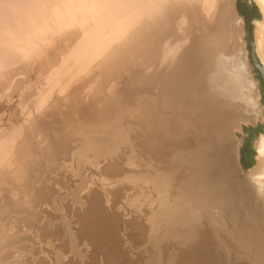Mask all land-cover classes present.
<instances>
[{"label":"bare ground","instance_id":"bare-ground-1","mask_svg":"<svg viewBox=\"0 0 264 264\" xmlns=\"http://www.w3.org/2000/svg\"><path fill=\"white\" fill-rule=\"evenodd\" d=\"M52 1L53 0H0V89L4 90V88H6V85L8 83H10L9 80H11L16 73H19L21 71V73L24 74L26 72L25 68H24V66H26V65H24V60L22 62L20 60L21 56L22 57L26 56V58L29 56V58L32 60L33 56L36 57L41 52V50L42 51L44 50L40 44L39 45L41 47L38 46L39 48H35V47H34L35 49L32 48L31 45L35 42V40H34L35 39L34 36L36 35L35 32L38 31V29L36 28V30L35 29H32V30L27 29L26 30L25 29L26 26L30 25L31 23L36 22L38 19H41V20L45 21L42 23L44 25L43 29H44V27L48 26L47 28L50 29V31H52L54 33V31L57 32L56 26L58 27V23L55 26H52V25L50 26L49 23H51L52 18L55 21V19L57 17H58L57 19H59V17L60 18L62 17V20L63 19L64 20H63V23H61V22L60 23L64 26V24L65 23L67 24V22H68V25H69V23L71 24L72 20L73 21L75 20L74 18H76L78 15H80L81 11L87 10L90 7H91L90 9H92L94 6L96 7V9L94 7L95 11L97 9L99 10V11L97 10L98 12H96V14H98V13H100V14H99V16L98 15L94 16L95 13L92 14L93 17L91 19L94 21V23L92 22L91 24H94V26L90 25V28L88 29V38L89 39L87 40V42L88 41L89 42L84 43V45L86 44L85 46H87V48H86V50H85V48H83L84 51L82 49L78 50V52H81V51H83V52L81 53V56H77V57L81 58L79 60L83 66L85 64H87V63H85V61L87 59L91 58L93 60V57L94 58L97 57L95 59V60H97L95 63V66L98 68V70L95 72H93V70H92L91 72H93V75H92V73H90V76L86 77V79H85V83L88 84V82H89V85H90L91 83L94 82L93 81L90 83L91 79H95L97 77L99 78L98 83L96 85L94 83L95 86L93 85L94 90L91 89L93 92V94L92 93L91 94L93 95V98L95 100L99 97L98 95L101 96V92L104 91L103 89H107L106 87H109L110 85H111L110 87H112V85H114L112 83H115V81H114L115 79H117L116 82H118L119 81L118 79L121 80L120 76L123 75L124 73H128L129 71H131L130 73H132V71L136 69L135 66L140 65L144 69L147 68V66L149 67V65H150L149 62L151 61V58H153L154 52L156 53L157 50H160L162 48H164V50H161V51L167 50L166 51L167 54H165L164 57H161L162 59H161V62H159V63L166 62L165 65H168V67L170 65V67L168 70L166 69L167 70L166 72H164L162 70L160 75L158 74L159 72L157 73L160 76V78H159L160 88L158 87L159 90H158V92L156 91L157 93L152 94L151 92H148L151 89L150 88V89H148V91L143 93V95H145V96H143L144 98L142 96L138 97L136 95H132L130 97L129 101H124V98L128 94V93L126 95L124 94L125 93V92H123L124 89H126V91H130L132 89L127 90V87H126L127 85H125V83H123L121 81L122 85H118V87L116 85H115L116 87L113 86V89L111 90L112 93L109 94L110 96L107 95L108 98L106 97L107 100L105 98L104 102H102L101 101L102 98H100L101 102L100 101H98V102L95 101L96 103L94 102L96 104V106H97V104L100 103L99 105H101V106L100 107L97 106L98 108L92 102L94 100H92L90 98L88 100H92V101H90L89 104H84V103L82 104L80 101H78V95H79L78 93H79V91H82L79 89H80V87L82 89V86L84 84V82L82 80H80V82L78 81L79 82L78 84L74 83L75 85H69V86L66 82L63 81L64 82L63 83L61 81L63 83V85L65 86V87L59 86L61 93H62L63 88L68 87L67 90L63 91V94H62L63 97L60 98V97L55 96L56 102L54 105H52L50 103L52 106L51 109H50V107L48 109H45L42 107V109H44V110L43 111L41 110V112H38L37 115L34 114V116L35 115L36 116L33 117L31 121L29 120L30 123L28 124L27 127L23 125L24 129L27 128V131H29L28 129H31L33 131V133L39 132V134H41V135L37 134V136L36 135L35 136L36 137H38V135L41 136L42 137L41 141L42 140L44 141V143H43L44 146L43 147L40 146L41 149L42 148L44 149V150H42L43 154H45L44 152H47L48 153L47 158H50V159H53L54 158L53 156H57V157L63 156V155L65 156L64 153H67L66 152L67 150L69 151L68 148L72 147L70 142L73 141V145H75V147H76L75 152H78V157L83 156V159H84V157H87V155L84 156L82 154H85L86 152H90V151H88V149H91V151L96 150V152H97V154H94L95 158H97V157L99 158V155L100 156L103 155V159H106L109 157L113 158V156H115V155H113V153H114L113 149L120 148V147H116V146L124 145V143L128 139H130L129 136L131 134V131L134 130V129L131 130V128H132L131 126H134L132 124H131V126L126 125L129 127H125V125L123 126L124 119H128V122H131L130 119H132V118H126V117H128L129 115L132 114L134 116V118L136 119V123H137V121H138V123H140L139 120L141 121L143 133L138 132L140 129L138 131L135 130V132H138L140 134V137L142 136L141 134H143V137L141 139L139 138V140H137L136 138L138 136L137 137L134 136L133 140H137L138 142L137 143L132 142V141L131 142H132V144H134V143L138 144L140 141V144L142 145V147L145 151L143 153H145L146 157L148 156L147 157L148 161L147 160L144 161V159H145V158L143 159L144 156L142 157V159H143L142 161L136 159L137 155L135 154V152H136V150H138L137 149L138 147H136L135 152L131 150L132 152L126 153V154H130V153L134 152V154L136 155V156L134 155L135 158H131V156H129V158H127V159L128 160H131V159L135 160L136 159V161L138 162L137 164H139V167H141V166L144 167V169L141 170V168H140V170H139L140 171L139 175L141 174V177H142L141 179L143 180L142 183H144L146 186H148V184H150L151 182L154 183L156 181L155 182L156 185L159 184L158 187L160 186L159 188H161V189L163 188V190H162L163 192H162L160 189H158L157 186L154 185L155 186L154 194H155V191L157 192V194H158V192L160 193L159 194L160 195V201L158 199V201H159L158 209L154 208L156 210L152 211L151 214L147 213V215H149V216L146 215L144 217L147 219L146 221L150 222L149 226L147 225L148 223L144 224L143 222H139V221L137 223V221L134 220V221H136L137 228H138V229H136V232H137V234H138V232L140 233L139 235H141V237H142L141 241H143V246H144V242H147V243L150 242V245H151L150 248H152L154 250L153 255L154 254L155 255L148 260L149 262L147 264H160V262L163 263L162 260H164V264H166V263L167 264H264V135H260L259 138L257 137L256 140L254 141V148L256 151L254 164L250 168H248L247 170H242L239 166V163H238V145L240 142L236 137V132L239 131L242 123H247V122H253L254 123L257 119H260L261 116H260V107H259V104L257 102L258 87L256 85V81L253 78V75L251 72V67L246 61V47H244V41H243V36H242V34H243L242 29H244V28L242 27V23H241L238 15L236 14V10L234 8L235 0H59V3L54 2V4L52 3ZM254 2L258 5V7L260 9V12L262 14V19L260 21H254L255 27H254V31H253V44H254L255 55L259 59L260 65H261L263 72H264V0H254ZM61 7H62V11H60L61 9L57 10V8H61ZM47 8H49L48 10H50L49 13L51 12L50 14L48 13L49 15L47 14V12H48ZM81 8H84V9L82 10ZM116 9H120L121 12H123V10L128 11V13H126L128 16L127 22L126 23L123 22V19L126 18L123 16L122 17L123 19L122 20L120 19L122 21V24L119 23L120 20L118 21V23L120 24L119 26L117 25L118 23H116V21H115L117 18H114V17H117V16H114V12L116 11ZM117 12H115L116 15H117ZM85 13H83V15ZM91 13H92V11H91ZM87 15L89 16V14H87ZM46 17L48 19H45ZM63 17H65V18H63ZM114 23H116L115 24L116 26L114 25ZM45 24H47V25H45ZM61 24H59V25H61ZM66 24H65V26H66ZM105 24H108L109 27H106L107 25H105ZM62 25H61V29L63 27ZM105 27L109 28V29L105 30L106 29ZM47 28H45L44 30L47 31ZM43 29H41L40 31L43 34L44 33L46 34V32H44ZM170 31H172V32L170 34H168ZM173 31H174V34H173ZM48 33H50V32L48 31ZM59 34L61 36V32H59ZM167 34H168V36L170 35L169 39H171V40H172V34L174 35L173 44H171L169 46H167L168 43L166 40H165L166 42L164 41L165 43L162 41L163 39L168 37ZM68 35H69V32H68ZM50 38H52V37H50ZM85 38H87V36ZM169 39L167 38V40H169ZM7 40H11V41L6 42ZM42 40L44 41V39H42ZM159 40H161L162 43L167 44V45H165L164 47H163V45H161L162 48L160 47V49L158 48L156 50V48L158 46H160ZM171 40H170V42H171ZM22 41H24V42H22ZM19 42L21 45L17 44ZM36 42H35V45H36ZM22 43L24 44V46ZM35 45H33V46H35ZM46 45H47V43H46ZM84 45H83V47H85ZM18 50L22 51V53H21L22 55H20V53H19L20 51H18ZM74 53H76V52L74 51ZM78 54H80V53H78ZM168 54H169V57L167 56ZM159 55H161V54H159ZM74 56H75V58H74L75 60L78 59V58H76V55H74ZM157 57H158V55H157ZM46 59H48V57H46L45 60ZM138 59L140 61L138 63H136L138 61ZM159 60H160V58H159ZM26 61H28V60H26ZM19 62L21 63L22 66H18ZM76 62H77V60H76ZM88 62H90V60ZM16 64H18L17 65L18 67H14V65H16ZM92 65H94L93 62L90 64V66L93 67ZM158 65H160V64H158ZM165 65H163V66H165ZM9 66H10V68L12 66L14 68L13 67L11 69L7 68ZM133 66H134V69H132ZM161 66H162V64H161ZM5 68H7V69H5ZM160 68H162V67H160ZM165 68H166V66H165ZM165 68H163V69H165ZM158 71H161V70H158ZM136 73L138 74L137 71L135 72V74ZM26 75L27 74H25V76ZM29 75H30V73H29ZM133 77H135V76H133ZM26 78H25V80H26ZM140 78H142L144 80L143 77L140 76ZM150 78H154V76H152ZM129 79H127V80H129ZM95 80H97V79H95ZM157 80H158V78H157ZM21 81H17V84L20 83ZM111 81H114V82L111 83ZM139 82H141V81H139ZM130 83H131V81H130ZM133 83L134 82H132V84ZM153 83H155V82H153ZM117 84H119V83H117ZM159 84H158V86H159ZM12 85H14V83ZM146 85H148V83ZM122 86H123V88H122ZM134 86H136V85H134ZM149 87H151V85ZM86 88H88V85ZM90 88H91V86H90ZM118 88H120L121 90L123 89L122 90L123 98L118 97L119 96L118 92L120 90ZM145 88L147 90V87H145ZM110 89L111 88H109V90ZM114 89H116V90L113 91ZM133 89H135V88H133ZM139 90H140V92H142L141 91L142 89H139ZM87 91L88 90L86 89L85 92H87ZM135 91H138V90L136 89ZM89 92H91V91L89 90ZM4 93H6V92H4ZM13 93L14 92H12V94ZM108 93H109V91H108ZM129 93L130 94H128V95H131V93L133 94L132 91ZM149 93H151V94H149ZM136 94H137V92H136ZM86 95L89 97V94H86ZM103 95L104 94H102L101 97H103ZM120 95H121V93H120ZM84 97H85V95H84ZM84 97H82V98H84ZM120 97H122V96H120ZM53 98H52V101L54 100ZM60 101H64L65 104H63V102H60ZM142 102H144V103L142 104ZM60 103H61V105H60ZM59 105L60 106L66 105V106H64V107H66V110L64 111L63 114L61 113L63 115V117H62V120L59 119L60 121H58L59 122L58 123V122H56L57 116L55 115V113L57 114ZM155 105L158 107L157 109L154 107ZM47 106H49V105L47 104ZM64 107H63V110L65 109ZM26 109H24V110H26ZM11 110L14 111V109H11ZM61 111H62V107H61ZM136 111H137V113H136ZM23 112L25 113V115L31 114V110L29 108L26 111L27 113L25 111H23ZM15 113H17V112H15ZM75 113L76 114L78 113L77 117H75ZM18 114H20V113H17V115ZM17 115H15V116H17ZM18 116L20 117L21 115H18ZM48 116H49V118L51 117L50 121H48V119H47ZM26 117L28 118V116H26ZM59 118H61V117L59 116ZM13 119H14V117H13ZM125 121H127V120H125ZM133 121L135 123V120H133ZM44 124H46V125H44ZM125 124H127V122H125ZM18 125H16V126H18ZM18 131H20V130H18ZM12 132H14V129L12 130ZM16 132H14L15 133L14 135H13V133H11V135H13V137L14 136L18 137L23 131L21 130L19 135H18V133L16 134ZM33 133H32V135H33ZM27 134L28 133H26V135L23 134L24 137L20 136V138L21 137L22 138L21 139L19 138L20 140L19 139L17 140V142H16L17 148L16 147L13 148L14 146L12 147L11 144L15 143L12 141H15L16 139L12 138V136H11V140L9 141L10 143H8L7 145H4L0 149V161L3 158H6V156H7L9 158L8 163L12 162V161L17 163V166H15L16 168H13L12 164H11V167L9 165L10 168L15 169V170L12 169L13 171L11 173L9 172V175H11L13 178H16V179H17V177H19L20 181H23L22 177H24L23 174H24V170L26 169V164H27V160H28L27 158L28 157L30 158V156H31L30 150H27L28 145H26L27 144V141H26L27 140ZM71 134L73 135V137L75 136V137H78L79 139H76L74 137V140H72L73 138L72 139L70 138ZM31 138H30V140H31ZM69 138L71 141L69 140ZM12 139H14V140H12ZM39 140H40V137H39ZM76 140L77 141L79 140V143H77ZM131 140H132V138H131ZM93 143L95 145L91 146ZM28 144H30V143H28ZM38 144H40V143H38ZM136 144H135V146H137ZM35 145H37V144H35ZM141 145L139 148H141ZM35 147L38 148V146H35ZM123 147L124 146H122L121 148L123 149ZM33 148H34V146H33ZM33 148H32V150L34 151L35 148L34 149ZM131 149L134 150L135 148H131ZM36 150H38V149H36ZM125 150H127V149H125ZM141 150L139 149V151H141ZM120 151H121V149L119 150V152ZM128 151H130V150L128 149ZM139 151H137V152H139ZM142 151H141V153H142ZM35 152L38 153L39 151H34V153ZM91 153H93V151ZM41 154H40V156H41ZM79 154L81 156H79ZM122 154H123V152H122ZM152 154L163 158V160H165L168 163L167 168L165 166H163V167H165L164 169H161L160 167H158V168H160V169H158L155 164H153L156 166L155 168H154V166L151 167L152 165H151L150 161L152 160L153 157L150 160L149 155H152ZM32 155H34V154H32ZM89 155H91V154L89 153L88 156ZM140 156H142V155H140ZM73 157H75V156H73ZM78 157L76 155L75 158L79 159V161L81 162L80 158H78ZM33 158H31V159L33 160ZM35 158H37V156ZM89 158H91V157L89 156L88 159ZM92 158H94V157H92ZM116 158H118V157H116ZM55 159H57V158L55 157ZM81 159H82V157H81ZM140 159H141V157H140ZM99 160H100V158H99ZM106 160H108V159H106ZM25 161H26V164H25ZM76 161H78V160H76ZM136 161H134V162H136ZM157 161H161V160H157ZM33 162H36V161H33ZM111 162H113V161H111ZM125 162H127V161H125ZM0 163H2V162H0ZM15 163H13V164H15ZM87 163H88V161H87ZM97 163H99V162L97 161ZM131 163H133V162H131ZM131 163L129 165H131ZM67 164H68V162H67ZM92 164H93V162H92ZM92 164H91V166H95ZM103 164L105 165V163H103ZM108 164H110V167L112 168V170H115L113 168H115L116 166L113 167L114 165L112 166L110 162ZM117 164L118 163H116V165ZM133 164H135L134 166H136V163H133ZM143 164H144V166H143ZM34 165H37V164H34ZM0 166H1V164H0ZM4 166H6V165H4ZM4 166L2 165L3 168H4ZM55 166H57V165H55ZM62 166L65 167L64 165H62ZM117 166H119V164ZM29 167H28V169L32 168V167H30V168ZM110 167H109V169H110ZM119 167L121 168V166H119ZM126 167L124 166V168H126ZM136 167H138V166H136ZM107 168L108 167H106V169ZM128 168H129V166H128ZM90 169H92V168L90 167ZM90 169H88V170H90ZM147 169H150V170H147ZM103 170H101V171H103ZM110 171H111V169H110ZM110 171L108 170L107 172H110ZM116 171H115V173H116ZM124 171L125 170H123V172ZM131 171H132V169H131ZM28 172L30 173L31 171H28ZM41 175H43V174H41ZM98 175H100V174H98ZM52 176H53V174H52ZM114 176L115 175H113V177ZM122 176H124V175H122ZM135 176H136V174H135ZM41 177H43V176H41ZM13 178H11V179H13ZM48 178H51V177H48ZM79 178H81V176ZM11 179H9V181H11ZM75 179H76V177H75ZM101 179H102V177H101ZM137 179H139V177ZM173 179H175V183H174ZM77 180L78 179H76V181ZM44 181L46 182V181H48V179L44 180ZM49 181H50V179H49ZM53 181H54V179H53ZM61 182H58V183H61ZM121 182H123V181H121ZM4 183H7V182H4ZM124 183H125V181H124ZM146 183H148V184H146ZM50 184H53V183H50ZM127 184H128V182H127ZM53 185L55 186V182ZM102 186H104V185H102ZM22 187H24V186H22ZM111 187H113V186H111ZM48 188H50V187H48ZM83 188H85V187H83ZM108 188L111 189L110 187H108ZM116 188H118V186ZM125 188H126L125 190L128 189L127 187H125ZM0 189H1V187H0ZM45 189H47V188H45ZM80 189H82V188H80ZM22 190H23V188H22ZM25 190H26V188H25ZM112 190H114V188ZM117 190H118L117 192L121 193V191H119V189H117ZM125 190L123 192H125ZM145 190H147V189H145ZM46 191H48V190L43 191L42 195L47 196L48 194H46L47 193ZM56 191H58V190L56 189ZM102 191L104 192L106 190L104 189ZM19 192H20V190H19ZM41 192H42V190H41ZM61 192H59V195H61ZM128 192H130V190ZM148 192H149V190H148ZM108 193H106L105 195H107ZM130 193H132V192H130ZM30 194L33 195L32 193H30ZM75 194H76V192H75ZM138 194L139 193H137V195ZM143 194H144V192H143ZM17 195H18V193H17ZM36 195H37V193H36ZM152 195L153 194H151V196ZM170 195H172V197H170ZM40 196H41V193H40ZM102 196H103V198L104 197L106 198V196H104V195H102ZM108 196H110V195H107V197ZM149 196L150 195L146 196V198L144 196H141V197L144 199H147V197L148 198L151 197V196L150 197ZM62 197H63V195H62ZM80 197L81 196L77 197V200ZM83 197H85V195ZM98 197H100V195ZM132 197H134V199H132L133 200L132 202H134V204H135V202L137 201L136 196L133 195ZM141 197H140V199H141ZM156 197L159 198L158 195ZM16 198H17V196H16ZM40 198H42V197H40ZM53 198H54V196H53ZM59 198H60V196H59ZM69 198L70 197L68 196V199ZM128 198H130V197H128ZM169 198H172V199H169ZM25 199H26V197H25ZM112 199H111V201H112ZM150 199H149V201H150ZM35 200H34V202H35ZM50 200H52V199L50 198ZM64 200H66V199H64ZM122 200H124V199H122ZM127 200L130 201V199H127ZM127 200H125V202ZM3 201H4V198H3ZM8 201H9V199H8ZM18 201H21V200H18ZM37 201H40V199ZM102 201H104V200H102ZM117 201H119V200H117ZM138 201H137V203H140L142 200L140 202H138ZM151 202H152V200H151ZM153 202H155V200ZM55 203L59 204V202H57V200ZM62 203H64V202H62ZM119 203L120 202H118L117 205L119 207H121V205ZM72 204H73V202H72ZM77 204L75 206H77ZM97 204H98V202H97ZM128 204L130 205L129 202H128ZM128 204H126L127 207H129ZM140 204L143 205L144 203H140ZM4 205H5V203H4ZM6 205L4 207H6ZM107 205H108V203H107ZM107 205H105V206H107ZM111 205H112V207L115 206L112 204V202H111ZM8 206H9V204H8ZM19 206L16 205L17 208ZM23 206H25V205H23ZM62 206H63V204H62ZM118 206H116V207L118 208ZM123 206L124 205H122L121 209L123 208ZM138 207H139V205L137 206V208ZM140 207H139V209H141ZM20 208H23V207H20ZM7 209H5V210H7ZM110 209H112V208H110ZM131 209H129V210H131ZM20 210H18V211H20ZM94 210H96V209H94ZM114 210H115V208H114ZM122 210L124 211V209H122ZM142 210H144V208ZM148 210H145V211H148ZM22 211H24V210H22ZM107 211H109V209H107ZM127 211H128V209H127ZM127 211H125V212H127ZM133 211L134 210H132L131 212H133ZM58 212H60V211H58ZM65 212H67V211H65ZM81 212H83V211H81ZM92 212H91V214H92ZM136 212H139L138 214H141L140 211H136ZM106 213H108V212H106ZM128 213H129V211H128ZM201 213H204V215H205V213L208 214L209 218L208 217L207 218H208V221H210L208 224L206 222L208 227L203 226L202 222H200V217L204 216V215L200 216ZM66 214H68V212ZM69 214H71V211ZM84 214H86V211ZM88 214H90V213L88 212ZM109 215L112 216L111 212ZM131 215H133V214H131ZM124 216H125V213H124ZM137 216L135 215V217H137ZM141 216H142V214H141ZM141 216H139V218L143 217V216L142 217ZM97 217H101V216L97 215ZM128 218H132V217H128ZM85 219H87V218H85ZM85 219H84V221H85ZM97 219H99V218H97ZM117 219H119V218H117ZM56 220H57V218H56ZM142 220H143V218H142ZM203 220H205V219H203ZM77 221H75V222H77ZM58 222H59V220H58ZM64 222H65V220H64ZM89 222L91 223V219ZM93 222H95V221H93ZM111 222L113 224V220ZM12 224H13V222H12ZM72 224H70V226ZM102 224H104V223H102ZM112 224H111V226H112ZM134 224L135 223H133V225ZM158 224L161 225L159 233L156 232V229H157L156 225H158ZM34 225H35V223L33 224V226ZM130 225H132V224L130 223ZM133 225L131 227H133ZM194 225H197V227H194ZM45 226H47V225H45ZM76 226H77V224H76ZM123 226H125V225H123ZM146 226H148V227H146ZM135 227L136 226H134V229H135ZM205 227H207V228H205ZM27 228H29V227H27ZM34 228L36 229V227H34ZM128 228H125L126 231H128ZM82 229H80V230H82ZM158 229H157V231H158ZM73 230H77V229H73ZM116 230H117V233H119L118 229H116ZM122 230H124V228ZM130 230L131 229H129V231ZM2 231H0L1 234L3 233ZM6 231H7V229H6ZM65 231H64V235H66ZM93 231H94V229H93ZM148 231L150 232L151 235L153 233L155 234V232L158 233L155 235L159 236L158 237L159 241H158L157 237H156L157 240L154 238L153 241L152 240L150 241V239H149V241H147L146 239H148V238L146 236L149 235ZM161 231H162V233H161ZM46 232H49V231H46ZM78 232H79V230H78ZM52 233H54L53 230H52ZM52 233L47 234V235L44 234L43 238L45 237V238H47V240H49L47 242L48 244L54 245L55 243H53V242L58 240L59 239L58 236H60V235H59V233H56V234H58V236L56 237ZM67 233L71 234L70 230H67ZM90 233L91 232H89L87 235L89 236ZM115 233H116V231H115ZM61 234H63V233H61ZM74 234H75V231H74ZM175 234H176V236H175ZM187 234L189 236H187ZM3 235L6 238V241L3 238L2 243L4 242V243L8 244V246L11 245V247L10 246L9 247L13 248V250L8 248V247L7 248L2 247V248H5L3 251L0 248V250H1L0 251V264H15L16 261H15V259H13V254L15 253L14 257L15 256L23 257V253L25 254L26 252L23 251V253L21 254L20 249L19 250L14 249V248H17L16 243L19 241V239L15 240L14 236H12L13 238H11V235H8L6 237L4 233H3ZM18 235H20V234H18ZM33 235H35V233ZM102 235H104V234H102ZM109 235H111V234H109ZM151 235H150V237L152 239L153 236H151ZM190 235L193 237L194 241L192 240L191 241L192 243L189 242L190 243L189 246L184 247L185 250L183 248L181 249L179 246L175 247V248H178L176 253L179 252L182 255L175 256L174 250H172L173 249V246H172L171 251L168 249V247H167V250H169V251L165 252L163 250L164 252H162V253L164 255L165 254H167V255L162 257V254H161L162 246H160V244L161 245H164V244H162L160 242H162L163 238L175 236V239H178L180 237L182 239L184 237L185 240L180 239V241L186 242V239L189 241L188 237L190 238L191 237ZM35 236H37V235H35ZM35 236L33 238H35ZM40 236H39V240H40ZM69 236H70L69 241H71V242L75 241L71 238L72 235H69ZM79 236H77V238H79ZM94 236H95V234H94ZM177 236H180V237L177 238ZM89 237H91V236H89ZM0 238H1V236H0ZM24 238L26 239V236ZM43 238H41V239H43ZM80 238H82V237H80ZM109 238H111V237H109ZM60 239H63V238H60ZM100 240H102V238H100ZM111 240H112V238H111ZM172 240H173V238L171 239V242H172ZM23 241H26V240H23ZM64 241H66V240H64ZM78 241H80V240H78ZM84 241H85V239H84ZM97 241H99V240H97ZM29 242H30V240H29ZM37 242L38 241H35V243H37ZM45 242H46V240H45ZM45 242H43V243H45ZM71 242H70V244H71ZM76 242H77V239H76ZM88 242H89V244H92V246L95 245V242L92 239H89ZM88 242L86 244H88ZM107 242H109V241H107ZM117 242H119V240ZM171 242H170V244H172ZM25 243L20 244V246H18V247H21V245H23ZM39 243H41V242H39ZM39 243L37 245H39ZM66 243H67V241H66ZM111 243L113 244V242H111ZM165 243H167V242H165ZM175 243H177V242H175ZM181 243L182 242H179V244H181ZM6 244L4 246H7ZM96 244H98V243H96ZM167 244H169V242ZM58 245H60V243ZM117 245H116V247H117ZM35 246H36V244H35ZM47 246H48L47 248H49V245H47ZM79 246L80 245L76 246V248L77 247L79 248ZM120 246L121 245H119V247ZM145 246H147L146 243H145ZM231 247H232V249H231ZM40 248H41V246H40ZM61 248H62V246H61ZM91 248L92 247H90L89 250H91ZM33 249L30 248V250H32V252H33ZM52 249H54V248H52ZM52 249H50V250L52 251ZM69 249H71V248H69ZM34 250H36V249H34ZM44 250H42V251H44ZM64 250H66V249H64ZM67 250H68V247H67ZM97 250H99V249H97ZM123 250H121V251H123ZM165 250H166V248H165ZM12 251L13 252L15 251V252L12 253ZM40 251L38 252V254L40 253ZM99 251H97L98 254H99ZM103 251H105V250H103ZM116 252H117V249H116ZM116 252H115V254H116ZM120 252H119V254H120ZM88 253H90V252H88ZM92 253L94 254V252L91 251V256H93ZM35 254L33 256H35ZM52 254H54V253H52ZM67 254L70 255V252ZM78 254H79V252L78 253L75 252L74 255H78ZM83 255H85V254H83ZM95 255H96V253H95ZM95 255H94V257H95ZM116 255H118V254H116ZM125 255H126V253H125ZM141 255H143V254H141ZM28 256H29V254H28ZM86 256L88 257V255H86ZM86 256H85V258H86ZM118 256H120V255H118ZM118 256H115V257L117 258ZM62 257H64V256L62 255ZM99 257H101V256L98 255V257L96 259L98 260ZM115 257H112V258H115ZM49 258H51L50 254H49ZM69 258L72 259V257H70V256H69ZM105 258L107 259L108 257H105ZM140 258H142V257H140ZM89 259H91V258H89ZM96 259H94V260H96ZM117 259H119L120 262H118V260H114V261L112 259L111 260L113 262H115L116 264H119V263L121 264L122 258L118 257ZM131 259L133 260L134 263L137 262V261L136 262L134 261L132 256H131ZM145 259H147V258H145ZM176 259H177V262H176ZM25 260H26V264H33V261L35 260V258H34V260H32V259H25ZM25 260L23 258V261H25ZM36 260L34 262H36ZM44 260L45 261H43V259H42L41 263L40 262L39 263L40 264H53V261L48 260L47 258H44ZM67 260H68V258H67ZM23 261L21 259L20 262H23ZM64 261L62 260V262H64ZM122 261H123V259H122ZM139 261H141V260H139ZM142 261H141V263L143 264ZM20 262L18 264H20ZM70 262H71V260H70ZM100 262L102 263V261H100ZM113 262H111V263L108 262V263L113 264ZM39 263H35V264H39ZM77 263H79V262L77 261ZM83 263L86 264V262H83ZM87 263H88V261H87ZM138 263H140V262H138ZM55 264H57V263H55ZM80 264H81V262H80ZM91 264H93V263H91ZM122 264H125V262L123 261Z\"/></svg>","mask_w":264,"mask_h":264},{"label":"rangeland","instance_id":"rangeland-1","mask_svg":"<svg viewBox=\"0 0 264 264\" xmlns=\"http://www.w3.org/2000/svg\"><path fill=\"white\" fill-rule=\"evenodd\" d=\"M54 2H58L59 3V0H53L52 1V3L54 4ZM256 4V3H255ZM257 5V4H256ZM258 6V5H257ZM95 7V6H94ZM94 7L92 8V9H87V10H83L84 8H81L83 11H81L80 12V15H78L76 18H74L75 20L73 21H71V24L69 23V25H68V22H67V24H66V26H65V24H64V26L61 24V23H63V20H62V17L60 18L59 17V19H55V21L53 20V18H52V20H51V23H49L50 24V26L52 25V26H55V25H57V23H58V27L56 26V28H57V32L56 31H54V33L52 32V31H50V29H48L47 27H44V29L45 28H47V31H45L44 29H43V22H45L44 20H41V19H38L36 22H34V23H31L30 25H28V26H26V30L28 29V30H32V29H35L36 30V28L38 29V31H36L35 33H36V35L34 36V40H35V42H36V45H35V42L31 45L32 46V48H39V47H41L42 46V48L44 49L43 51L41 50V52L35 57V56H33L32 57V60L29 58V56L26 58V56L24 57H22L21 56V62L24 60V65H26V66H24V68H25V71L27 72H25L24 74H22L21 73V71L19 72V73H16L14 76H13V78L11 79V80H9L10 81V83H8L7 85H6V88H4V90H2V89H0V149L4 146V145H7L8 143H10L9 141L11 140V136H12V138H14V139H16L15 141H12V142H15L14 144L12 143L11 145H12V147L13 148H15L16 147V142H17V140L20 138V136H22V137H24V135L23 134H25L26 135V133H28L27 134V144L26 145H28L27 146V150H30V158L28 157H26L27 159V164H26V161H25V164H26V169L24 170V177H22V180L23 181H20V179H19V177H17V179L16 178H13L11 175H9V172L11 173L13 170H15V169H13V168H16L15 166H17V163H15V162H9L8 163V160H9V158L6 156V158H3L0 162H2V163H0L1 164V166H0V187H1V189H0V231H2L4 234H5V236L7 237L8 235H11V238H13L12 236H14V239L16 240H18L19 239V241L16 243V247L17 248H14L15 250H21V254L23 253V251L24 252H26L25 254L23 253V257H17V256H15L14 257V252L12 251V253H14L13 254V259H15V261H16V263L15 264H18L20 261H21V259H22V261H23V258H24V260L25 259H32V260H34V258H35V260H36V262H34L33 261V264H35V263H41V260L43 259V261H45L44 260V258H47L48 260H51V261H53V264H55V263H57V264H80V262H81V264L83 263V262H86V264H89L90 262L91 263H97V264H109V263H111V262H113L114 260H118V262H120V258L119 259H117L118 257H121L122 259H123V261L125 262V264H137L138 262H140V263H138V264H142L141 263V261L143 262V264H147L149 261V259L151 258V257H153L154 255H153V249L152 248H150L151 247V245H150V242H144V246H143V241H141V239H142V237H141V235H139L140 233L138 232V234H137V232H136V229H138L137 228V223H138V221L139 222H143L144 224L145 223H148L147 225L149 226V221H146L147 219L146 218H144L146 215H147V213L148 214H151L152 213V211H154V210H156V209H158V207H159V201H160V193L158 192V194H157V192L155 191V194H154V190H155V186H157L158 187V185L159 184H157L156 185V181L153 183V182H151L150 184H148V183H146V184H148V186H146L144 183H142L143 182V180L141 179L142 177H141V174L139 175V173H140V168H141V170L142 169H144V167H139V164H137L138 162L136 161V159L137 160H143L144 158V161H146L147 160V157H146V155H145V153H143V152H145L144 151V149H143V147H142V145L140 144V141H139V143L138 144H136L138 141L137 140H139V138L141 139L142 137H143V134H141L142 136L140 137V134L138 133V132H142L143 133V128H142V124H141V121L139 120V122L140 123H138V121H137V123H136V119L134 118V116L131 114V115H129L128 117H126V118H132L133 120H135V123H134V121L132 120V119H130L131 120V122H128V119H124V124H123V126L125 125V127H129V126H131V124L132 125H134V126H131L132 128H131V130H133V131H131V134H130V136H129V138L130 139H128L125 143H124V145H122V146H124L123 147V149L125 148V149H127V150H123L121 147V145L120 146H116V147H120V148H115V149H113V155H115V156H113V158H111V157H109V158H106V159H108V160H106V159H103V155H99V158H100V160H99V158L97 159V158H95V156H94V154H97V152H96V150H92L93 151V153H91L92 151H91V149H88V151H90V152H86L85 154H82V155H84V156H86L87 155V157H84V159H83V156H81L80 154H79V156H81L82 157V159H81V157H78V152H75V145H73V141L72 142H70L71 140H70V138L72 139V140H74V137H73V135L71 134V137L69 138V142L71 143V148H68L69 149V151L67 150L66 152L67 153H64L65 154V156L63 155V156H53L54 158L53 159H50V158H47V156H48V153L47 152H44L45 154H43V152H42V150H44L43 148L41 149V147H43L44 146V141L42 140L41 141V139H42V137L41 136H39V135H41V134H39V132H34L33 133V131L31 130V129H28L29 131H27V128H25L24 129V126H28V124L30 123V121L32 120V118L33 117H35L37 114H38V112H41V110L43 111L44 109H42V107L43 108H45V109H48L49 107H50V109H51V104L52 105H54L55 104V102H56V100H55V96L56 97H63L62 96V94H63V91L64 90H67L68 89V87L67 88H63V90H62V93L60 92V88H59V86L61 87H65L64 85H63V83L64 82H66L67 84H68V86L69 85H75V84H78L79 82H80V80H82L83 82H84V84H83V86H82V89H81V87H80V89L79 90H82V91H79V95H78V101H80L82 104L84 103V104H89L90 103V101H92V100H94V101H92L93 103L96 101V102H98V101H100V98H102L101 99V101L102 102H104V100H105V98L107 97V95L108 96H110L109 94H111L112 93V89H113V86H117L118 87V85H122V82L123 83H125V85H127L126 87H127V90H130V89H132V90H130V91H126V89H124V91L123 92H125L124 94L126 95L127 93L128 94H130L129 92H133V94L131 93V95H126V97L124 98V101H129L130 100V97L132 96V95H136V96H138V97H140V96H145V95H143V93H145L146 91H148V89H150L148 92H151L152 94H154V93H157L158 92V90H159V88H160V84H159V78H160V73L162 72V70L164 71V72H166L168 69H169V67H170V65H169V67H168V65H165V63L166 62H164V63H159V62H161V57H164V55L165 54H167V50H165V51H161V50H164V48H162L161 47V45H163V47L165 46V45H167V44H164L166 41H167V43H168V45L167 46H169V45H171V44H173V40H174V31H173V34H172V40L171 39H169V36H168V34H170L172 31H170L168 34H167V38L169 39V40H167V38H165V39H163L162 41L164 42L165 40V42L164 43H162V41L161 40H159V45L160 46H158L157 48H156V50L159 48L160 49V47L162 48V49H160V50H155L156 51V53L154 52V54H153V58H151V61L149 62V67L147 66V68H143V67H141L140 65H138V66H135V70H133L132 71V73H130L131 71H129L128 73H124L123 75H121L120 76V78H121V80L120 79H118L119 81L118 82H116L117 81V79H115L114 81H115V83H112V82H114V81H111V83L112 84H114V85H112V87H106L107 89H103L104 91V93L103 92H101V96H102V94H104L103 95V97H101L100 95H98L99 97L95 100L94 98H93V92H92V90H94L93 88H94V86L98 83V80H99V78L97 77V78H95V79H97V80H95V79H91V81H90V83L91 82H93V83H91L90 85H89V82H88V84L87 83H85V79H86V77H88V76H90V73H92V75H93V72H95V71H97L98 70V68L95 66V63H96V61L97 60H95L96 58H94L93 57V60L91 59V58H89V59H87L86 61H85V63H87V64H85L84 66L81 64V62H80V60L79 59H81L80 57H77V56H81V53L84 51L83 50V48H85V50H86V48H87V46H85L84 45V43H88L87 42V40L89 39L88 38V29L90 28V25H93L94 26V24H91L92 22L94 23V21L91 19L92 17H93V15L92 14H94L95 13V15L94 16H99V14L100 13H98V14H96V12H98L97 10L95 11V9H96V7H95V9H94ZM115 8V7H114ZM259 8V7H258ZM258 8H257V11H258V17L257 18H254L253 20H255V21H260L261 19H262V14H261V12H259L260 11V9L258 10ZM49 8H47V14L49 13V11L50 10H48ZM59 9H61L60 11H62V7L61 8H57V10H59ZM86 13H85V12ZM89 11V12H88ZM91 11H92V13H91ZM95 11V12H94ZM115 11V10H114ZM118 11V12H117ZM59 12V11H58ZM85 13L84 15H83V13ZM115 12H117V15L115 14ZM114 12V16H117V17H114V18H117L115 21H116V23H118V21L121 19H123L122 17L124 16V17H126L125 19H123V22L124 23H126L127 22V18H128V16H127V14L126 13H128V11L126 10H123V12H121V10L120 9H116V11ZM120 12V13H119ZM51 13V12H50ZM49 13V14H50ZM37 14V13H36ZM48 14V15H49ZM87 14H89V16L87 15ZM82 15V16H81ZM119 15V16H118ZM81 16V17H80ZM63 18H65V17H63ZM45 19H48L47 17L45 18ZM40 20V21H39ZM59 20V21H58ZM96 20V19H95ZM119 21V23L120 24H122V21ZM253 20L251 21V24H250V35H249V37L253 40V31H254V27H255V22H253ZM47 21V20H46ZM114 21V22H115ZM61 22V23H60ZM116 23H114V25L116 24ZM117 24L118 26L120 25V24ZM59 24H61L63 27H62V29H61V25H59ZM45 25H47V24H45ZM105 25H107L106 27H109L108 26V24H105ZM60 26V27H59ZM116 26V25H115ZM117 26V27H118ZM92 27V26H91ZM105 27V28H106ZM111 27V26H110ZM31 28V29H30ZM244 28V27H243ZM41 29H43V31L44 32H46V34L44 33H42L40 30ZM107 29H109V28H106L105 30H107ZM34 30V31H35ZM48 31L50 32V33H48ZM66 31V32H65ZM59 32H61V36H60V34H59ZM68 32H69V35H68ZM178 32V31H177ZM242 32H243V34H242V36H243V41H244V47H246V61H247V63L250 65V67H251V72H252V75H253V78H254V80L255 81H257L258 82V84H259V88L261 89V87H260V83H259V80H258V78H257V76H258V71L256 70V69H254L253 68V65H252V62H251V60H250V57H249V51H250V46H249V44H248V41H247V39H246V37H245V35H244V29H242ZM63 33V34H62ZM58 34V35H57ZM87 34V35H86ZM87 36V38H85ZM50 37H52V38H50ZM47 38V39H46ZM49 38V39H48ZM171 38V37H170ZM41 39V40H40ZM42 39H44V41L42 40ZM51 40V41H50ZM170 40H171V42H170ZM8 41H11V40H7L6 42H8ZM42 41V42H41ZM50 41V42H49ZM85 41V42H84ZM22 42H24V41H22ZM44 42V43H43ZM46 43H47V45H46ZM18 45L20 44V42L19 43H17ZM23 44V43H22ZM41 46H40V45ZM21 45V44H20ZM33 45H35V46H33ZM83 45L85 46V47H83ZM23 46H24V44H23ZM39 46V47H38ZM166 46V47H167ZM81 47V48H80ZM90 47V46H89ZM34 48V49H35ZM80 49H82L83 51H81V52H78V50H80ZM18 51H20V50H18ZM74 51L76 52V53H74ZM160 53H159V52ZM158 52V53H157ZM162 52V53H161ZM20 53V55H22L21 53H22V51H20L19 52ZM78 53H80V54H78ZM169 53V52H168ZM159 54H163L162 56L161 55H159ZM74 55H76V58H78V59H76L77 60V62H76V60L74 59L75 58V56ZM157 55H158V57H157ZM95 56V55H94ZM98 56V55H97ZM152 56V55H151ZM160 56V57H159ZM168 57H169V54L167 55ZM46 57H48V59H46L45 60V58ZM140 58V57H139ZM159 58H160V60H159ZM26 60H28V61H26ZM79 60V61H78ZM90 60V62H88ZM137 60V59H136ZM259 60V59H258ZM26 61V62H25ZM95 61V62H94ZM140 60L138 59V61L136 62V63H138ZM93 62V64L94 65H92L93 67H91L90 66V64ZM78 63V64H77ZM19 64V65H18ZM18 64H16V65H14V67H18V66H22L21 65V63L19 62ZM40 66H39V65ZM84 64V63H83ZM158 64H160V65H158ZM161 64H162V66H161ZM18 65V66H17ZM37 65V66H36ZM163 65H165L166 66V68H165V66H163ZM95 66V67H94ZM154 66V67H153ZM13 67V66H12ZM11 67V68H12ZM13 67V68H14ZM88 67V68H87ZM90 67V68H89ZM160 67H162V68H160ZM7 68H10V66L9 67H7ZM7 68H5V69H7ZM10 68V69H11ZM132 68V67H131ZM158 68V69H157ZM160 68V69H159ZM163 68H165V69H163ZM132 69H134V66H133V68ZM167 69V70H166ZM93 70V72H91ZM158 70H161V71H158ZM138 72V74L136 73L135 74V72ZM155 71V72H154ZM152 72V73H151ZM159 72V73H158ZM29 73H30V75H29ZM130 73V74H129ZM134 73V74H133ZM154 73V74H153ZM156 73V74H155ZM159 75H158V74ZM25 74H27L26 76H25ZM127 74V75H126ZM129 74V75H128ZM149 74V75H148ZM152 74V75H151ZM135 76V77H133V76ZM144 75V76H143ZM158 75V76H157ZM132 76V77H131ZM140 76L141 77H143L144 78V80L142 79V78H140ZM147 76V77H146ZM152 76H154V78H150V77H152ZM157 76V77H156ZM27 77V78H26ZM128 77V78H127ZM25 78H26V80H25ZM123 78V79H122ZM130 78V79H129ZM139 78V79H138ZM157 78H158V80H157ZM20 79V80H19ZM64 79V80H63ZM84 79V80H83ZM127 79H129V80H127ZM135 79V80H134ZM150 79V80H149ZM155 81H154V80ZM22 80V81H21ZM24 80V81H23ZM124 80V81H123ZM153 80V81H152ZM17 81H21L20 83H18L17 84ZM63 83H62V82ZM79 81V82H78ZM96 81V82H95ZM122 81V82H121ZM130 81H131V83H130ZM139 81H141V82H139ZM152 81V82H151ZM132 82H134L133 84H132ZM151 82V83H150ZM153 82H155V83H153ZM14 83V85H12ZM75 83V84H74ZM94 83H95V85H94ZM110 83V84H111ZM117 83H119V84H117ZM129 83V84H128ZM140 83V84H139ZM148 83V85H146ZM153 83V84H152ZM88 85V88H86L87 87V85ZM158 84H159V86H158ZM17 87H16V86ZM94 85V86H93ZM107 85V84H106ZM133 87H132V86ZM134 85H136V86H134ZM143 85V86H142ZM151 85V87H149ZM153 85V86H152ZM90 86H91V88H90ZM115 86V87H116ZM129 86V87H128ZM141 86V87H140ZM14 87V88H13ZM84 87V88H83ZM121 87V86H120ZM145 87H147V90H146V88ZM159 87V88H158ZM90 88V89H89ZM109 88H111L110 90H109ZM122 88H123V86H122ZM133 88H135V89H133ZM85 89V90H84ZM86 89L88 90L87 92H85L86 91ZM92 89V90H91ZM118 89H120V88H118ZM138 90V91H135V90ZM139 89H142L141 91L142 92H140V90ZM260 89H258L259 91H258V98H257V102H258V104H259V107H260V116H261V118L260 119H257L254 123L253 122H247V123H242L241 124V126H240V129H239V131L238 132H236V137H237V139L239 140V142H240V139H244L245 137H247V134L249 133V131H251V129H252V127L253 126H255V125H257V127H261L260 126V124L261 123H263V121H264V108H263V99H262V95H261V90ZM13 90V91H12ZM89 90L91 91V92H89ZM109 91V93H108V91ZM116 89H114L113 91H115ZM121 90V89H120ZM119 90V98H123V94H122V90L120 91ZM155 90V91H154ZM111 91V92H110ZM157 91V92H156ZM2 92V93H1ZM4 92H6V93H4ZM12 92H14L13 94H12ZM78 92V91H77ZM89 92V93H88ZM136 92H137V94H136ZM16 93V94H15ZM92 93V94H91ZM120 93H121V95H120ZM135 93V94H134ZM151 93H149V94H151ZM11 94V95H10ZM25 94V95H24ZM86 94H89V97L86 95ZM91 94V95H90ZM139 94V95H138ZM59 95V96H58ZM84 95H85V97H84ZM23 96V97H22ZM84 97V98H82V97ZM120 96H122V97H120ZM54 97V98H53ZM21 98V99H20ZM52 98L55 100H53L52 101ZM92 99V100H88V99ZM104 98V99H103ZM108 98V97H107ZM107 98H106V100H107ZM144 98V97H143ZM87 100V101H86ZM140 100V99H139ZM22 101V102H21ZM83 101V102H82ZM89 101V102H88ZM100 101V102H101ZM49 102V103H48ZM60 102H63V104H65L64 103V101H60ZM95 102V103H96ZM22 103V104H21ZM51 103V104H50ZM94 103V105L96 106V104ZM144 102H142V104H143ZM46 104V105H45ZM47 104L49 105V106H47ZM100 104V103H99ZM99 104H97V106H101V105H99ZM60 105H61V103H60ZM58 106V111H57V114L55 113V115L57 116L56 117V119H57V121L56 122H58V121H60V120H62V117H63V113H64V111L66 110V107H64V106H66V105H62V106ZM96 106V107H97ZM31 110V114L30 115H25V113L23 112V111H27L28 110V108ZM47 107V108H46ZM61 107H62V111H61ZM63 107L65 108L64 110H63ZM156 109L158 108L156 105L154 106ZM23 108V109H22ZM27 108V109H26ZM98 108V107H97ZM154 108V109H155ZM11 109H14V111L13 110H11ZM24 109H26V110H24ZM2 111V112H1ZM15 112H17V113H20V114H18V115H21L20 117L17 115V113H15ZM34 112V113H33ZM59 112V113H58ZM27 113V112H26ZM62 113V114H61ZM136 113H137V111H136ZM12 114V115H11ZM23 114V115H22ZM34 114H36L35 116H34ZM60 114V115H59ZM78 114V113H77ZM77 114L75 113V117H77ZM14 115V116H13ZM15 115H17V116H15ZM61 117V118H59V116ZM62 115V116H61ZM14 117V119H13V117ZM26 116H28V118L26 117ZM30 116V117H29ZM13 119V120H12ZM48 121H50V119H51V117L49 118V116H48ZM60 119V120H59ZM30 120V121H29ZM125 120H127V121H125ZM129 120V121H130ZM125 122H127V124H125ZM59 123V122H58ZM130 123V124H129ZM19 124V125H18ZM27 124V125H26ZM138 124V125H137ZM141 124V125H140ZM16 125H18V126H16ZM24 125V126H23ZM44 125H46V124H44ZM126 125H129V126H126ZM141 126V127H140ZM19 127V128H18ZM21 127V128H20ZM134 127V128H133ZM18 128V129H17ZM23 128V129H22ZM136 128V129H135ZM241 128H243V129H241ZM14 129V132H16V134L18 133V135H19V133L21 132V130L23 131L18 137H13V135L15 134L14 132H12V130ZM141 131H140V130ZM18 130H20V131H18ZM135 130L136 131H138V132H135ZM134 132V133H133ZM11 133H13V135H11ZM32 133H33V135H32ZM137 133V134H136ZM30 134V135H29ZM37 134H39L38 135V137H36L37 136ZM134 134V135H133ZM36 135V136H35ZM260 135H264L263 134V132L260 130V131H258V138H259V136ZM17 136V135H16ZM137 137L136 139L137 140H133L134 138L133 137ZM21 137V138H22ZM32 137V138H31ZM39 137H40V140H39ZM20 138V139H21ZM30 138H31V140L33 141H31L30 140ZM76 139H79L78 137H75ZM131 138H132V140H131ZM14 139H12V140H14ZM19 139V140H20ZM38 139V140H37ZM30 140V141H29ZM256 139H253L252 140V146H254V141H255ZM38 141V142H37ZM131 143H129V142ZM136 142V143H134V144H132V142ZM36 142V143H35ZM76 142L77 143H79V140L77 141L76 140ZM28 143H30V144H28ZM34 143V144H33ZM38 143H40V144H38ZM96 143V142H95ZM123 143V142H122ZM128 143V144H127ZM35 144H37V145H35ZM42 144V145H41ZM135 144L137 145V146H135ZM30 145V146H29ZM93 145H95L94 143L91 145V146H93ZM140 145H141V148H139L140 147ZM33 146H34V148H33ZM35 146H38V148H36ZM41 146V147H40ZM135 146V147H134ZM40 147V148H39ZM136 147H138L137 149L138 150H136ZM240 147H241V145H240V143H239V145H238V150L240 149ZM17 148V147H16ZM32 148L34 149V151H39L38 153L37 152H35L34 153V151L32 150ZM131 148H135L134 150L133 149H131ZM36 149H38V150H36ZM41 149V150H40ZM121 149V151L119 152V150ZM128 149L130 150V151H128ZM139 149L142 151V153H141V151H139ZM254 149V148H253ZM115 150V151H114ZM134 151L135 152V150H136V152H135V154L137 155H135L134 154V152L133 153H130V154H126V153H128V152H132V151ZM117 151V152H116ZM137 151H139V152H137ZM255 151V150H254ZM42 154H41V153ZM70 154H69V153ZM122 152H123V154H122ZM91 154V155H89L91 158H89L88 159V154ZM116 153V154H115ZM138 153V154H137ZM32 154H34V155H32ZM37 154V155H36ZM39 154V155H38ZM40 154H41V156H40ZM132 154V155H131ZM144 154V155H143ZM43 155V156H42ZM69 155V156H68ZM76 155H77V157L78 158H80V160H81V162L79 161V159H77V158H75L76 157ZM136 156V159L135 160H133V159H131V158H135V156ZM140 155H142V156H140ZM255 155H256V151H255ZM254 155V156H255ZM29 156V155H28ZM37 156V158H35V157ZM73 156H75V157H73ZM122 156V157H121ZM129 156H131V160H128L127 158H129ZM133 156V157H132ZM144 156V157H143ZM155 156V157H154ZM5 157V156H4ZM35 159H34V158ZM39 157V158H38ZM45 157V158H44ZM55 157L57 158V159H55ZM61 157V158H60ZM92 157H94V158H92ZM116 157H118V158H116ZM140 157H141V159H140ZM142 157H143V159H142ZM153 157V158H152ZM31 158H33V160L31 159ZM63 158V159H62ZM65 158V159H64ZM116 158V159H115ZM139 158V159H138ZM149 158H150V160H151V158H152V162L150 161V163H151V167H153L154 166V168L157 166V168L158 167H160L161 169H164L165 167L167 168V162L165 161V160H163V158H161V157H158V156H156V155H149ZM45 159V160H44ZM47 159V160H46ZM55 159V160H54ZM253 159H254V157H253ZM5 160V161H4ZM50 162H49V161ZM53 160V161H52ZM61 160V161H60ZM68 160V161H67ZM76 160H78V161H76ZM83 160V161H82ZM92 160V161H91ZM96 160V161H95ZM103 160V161H102ZM120 160V161H119ZM127 161V162H125V161ZM157 160H161V161H157ZM4 161V162H3ZM33 161H36V162H33ZM47 161V162H46ZM57 161V162H56ZM76 161V162H75ZM87 161H88V163H87ZM91 161V162H90ZM97 161L99 162V163H97ZM105 161V162H104ZM111 161H113V162H111ZM117 161V162H116ZM134 161H136V162H134ZM148 161V160H147ZM33 162V163H32ZM45 162V163H44ZM67 162H68V164H67ZM80 162V163H79ZM92 162H93V164H92ZM95 162V163H94ZM111 163V165L113 166V167H115V168H113V169H115V170H112V168L110 167V164H108V163ZM115 162V163H114ZM120 162V163H119ZM131 162H133V163H136V166H138V167H136V166H134L135 164H133V163H131V165H129ZM254 162H255V160H254ZM6 163V164H5ZM13 163H15V164H13ZM39 163V164H38ZM62 163V164H61ZM66 165H65V164ZM103 163H105V165L103 164ZM116 163H118L119 164V166H121V168L119 167V166H117L116 165ZM11 164L13 165L12 167L13 168H10L11 167ZM34 164H37V165H34ZM47 164V165H46ZM74 164V165H73ZM81 164V165H80ZM91 164L92 165H95V166H91ZM103 164V165H102ZM123 164V165H122ZM153 164H155V165H153ZM159 164V165H158ZM2 165L4 166V165H6V166H4V168L2 167ZM9 165H10V167H9ZM55 165H57V166H55ZM62 165H64L65 167H63ZM85 165V166H84ZM109 165V166H108ZM32 167V168H30V167ZM47 166V167H46ZM72 166V167H71ZM82 166V167H81ZM101 168H100V167ZM124 166L127 168H124ZM128 166H129V168H128ZM143 166H144V164H143ZM163 166H165V167H162ZM9 167V168H8ZM28 167L30 168V169H28ZM44 169H43V168ZM75 169H74V168ZM78 167V168H77ZM86 167V168H85ZM90 167L92 168V169H90ZM105 167V168H104ZM106 167H108L107 169L110 171V169H111V171L110 172H107L108 170L106 169ZM109 167H110V169H109ZM137 169H135V168ZM6 168V169H5ZM98 170H97V169ZM104 170H103V169ZM117 168V169H116ZM119 168V169H118ZM153 168V169H154ZM160 168H158V169H160ZM9 169V170H8ZM13 169V170H12ZM28 169V170H27ZM41 169V170H40ZM50 169V170H49ZM59 169V170H58ZM85 169V170H84ZM88 169H90V170H88ZM95 169V170H94ZM100 169V170H99ZM121 169V170H120ZM125 170L124 172H123V170ZM130 169V170H129ZM131 169H132V171H131ZM6 170V171H5ZM80 170V171H79ZM101 170H103V171H101ZM106 170V171H105ZM118 172H117V171ZM147 170H150V169H147ZM8 171V172H7ZM28 171H31L30 173L28 172ZM68 171V172H67ZM92 171V172H91ZM115 171H116V173H115ZM37 172V173H36ZM51 172V173H50ZM54 172V173H53ZM77 172V173H76ZM87 172V173H86ZM103 172V173H102ZM4 173V174H3ZM8 173V174H7ZM46 173V174H45ZM69 173V174H68ZM132 173V174H131ZM3 174V175H2ZM30 174V175H29ZM40 174V175H39ZM41 174H43V175H41ZM50 176H49V175ZM52 174H53V176H52ZM76 174V175H75ZM96 174V175H95ZM98 174H100V175H98ZM107 174V175H106ZM135 174H136V176H135ZM29 175V176H28ZM33 175V176H32ZM37 175V176H36ZM74 175V176H73ZM95 175V176H94ZM112 175V176H111ZM113 175H115L114 177H113ZM121 175V176H120ZM122 175H124V176H122ZM138 175V176H137ZM11 176V177H10ZM40 176V177H39ZM41 176H43V177H41ZM81 176V178H79ZM84 176V177H83ZM87 176V177H86ZM117 176V177H116ZM48 177H51V178H48ZM61 179H60V178ZM75 177H76V179H78L77 181H76V179H75ZM90 177V178H89ZM98 177V178H97ZM101 177H102V179H101ZM111 177V178H110ZM120 177V178H119ZM139 177V179H137ZM8 178V179H7ZM11 178H13V179H11ZM25 178V179H24ZM38 178V179H37ZM63 178V179H62ZM89 178V179H88ZM94 178V179H93ZM128 180H127V179ZM136 178V179H135ZM9 179H11V181H9ZM36 179V180H35ZM48 179V181H44V180H47ZM49 179H50V181H49ZM53 179H54V181H53ZM68 179V180H67ZM84 179V180H83ZM88 181H87V180ZM93 179V180H92ZM100 179V180H99ZM104 179V180H103ZM123 179V180H122ZM135 179V180H134ZM16 180V181H15ZM52 180V181H51ZM74 182H73V181ZM92 180V181H91ZM13 181V182H12ZM18 181V182H17ZM62 181V182H61ZM72 181V182H71ZM94 181V182H93ZM98 181V182H97ZM111 181V182H110ZM116 181V182H115ZM121 181H123V182H121ZM124 181H125V183H124ZM173 181H174V183H175V179H173ZM4 182H7V183H4ZM35 182V183H34ZM54 182H55V186L53 185L54 184ZM58 182H61V183H58ZM69 182V183H68ZM78 182V183H77ZM88 182V183H87ZM97 182V183H96ZM127 182H128V184H127ZM47 183V184H46ZM50 183H53V184H50ZM58 183V184H57ZM65 183V184H64ZM100 183V184H99ZM105 183V184H104ZM111 185H110V184ZM115 183V184H114ZM119 185H118V184ZM121 183V184H120ZM140 183V184H139ZM153 183V184H152ZM4 184V185H3ZM22 186H24V187H22ZM57 184V185H56ZM63 184V185H62ZM67 184V185H66ZM113 184V185H112ZM137 184V185H136ZM27 185V186H26ZM77 185V186H76ZM102 185H104V186H102ZM153 185V186H152ZM155 185V186H154ZM85 187V188H83V187ZM111 186H113V187H111ZM115 186V187H114ZM118 186V188H116ZM135 186V187H134ZM139 186V187H138ZM143 186V187H142ZM151 186V187H150ZM30 187V188H29ZM48 187H50V188H48ZM53 187V188H52ZM97 187V188H96ZM108 187H110L111 189H109ZM125 187H127L128 189L127 190H125L126 188ZM130 187V188H129ZM148 187V188H147ZM160 187V186H159ZM158 187V189H160L161 191L163 190V188L161 189V188H159ZM162 187V186H161ZM15 188V189H14ZM22 188H23V190H22ZM25 188H26V190H25ZM45 188H47V189H45ZM52 188V189H51ZM80 188H82V189H80ZM90 188V189H89ZM96 188V189H95ZM114 188V190H112ZM132 188V189H131ZM147 189V190H145V189ZM48 190V191H46L47 193L46 194H48L47 196H44V195H42V193H43V191H45V190ZM56 189L58 190V191H56ZM62 189V190H61ZM106 190V191H102V190ZM117 189H119V191H121V193L120 192H117L118 190ZM123 189V190H122ZM19 190H20V192H19ZM29 190V191H28ZM41 190H42V192H41ZM62 192H61V191ZM112 190V191H111ZM125 190V192H123ZM130 190V192H134L133 194L132 193H130V192H128ZM148 190H149V192H148ZM5 191V192H4ZM27 191V192H26ZM32 191V192H31ZM37 191V192H36ZM56 191V192H55ZM84 191V192H83ZM115 193H114V192ZM140 191V192H139ZM16 192V193H15ZM34 192V193H33ZM55 192V193H54ZM59 192H61V195H59ZM75 192H76V194H75ZM79 192V193H78ZM82 192V193H81ZM109 192V193H108ZM127 192V193H126ZM143 192H144V194H143ZM163 192V191H162ZM13 193V194H12ZM17 193H18V195H17ZM21 193V194H20ZM30 193H32L33 195H31ZM36 193H37V195H36ZM40 193H41V196H40ZM52 193V194H51ZM58 193V194H57ZM93 193V194H92ZM103 193V194H102ZM106 193H108L107 195H110V196H108L107 197V195H105ZM112 193V194H111ZM123 193V194H122ZM126 193V194H125ZM137 193H139L138 195H137ZM16 194V195H15ZM45 194V195H46ZM118 194V195H117ZM120 194V195H119ZM147 194V195H146ZM151 194H153L152 196H151ZM51 195V196H50ZM57 195V196H56ZM62 195H63V197H62ZM73 195V196H72ZM75 195V196H74ZM85 195V197H83ZM100 195V197H98ZM102 195H104V196H106V198L104 197L103 198V196ZM123 195V196H122ZM136 196V199H137V201L138 202H140L141 200V202L140 203H144L143 205L142 204H140V203H137V201L135 202V204H134V202H132L133 200L132 199H134V197H132V196ZM148 195H150L149 197L151 198H148L147 197V199H144V198H142L141 196H144L145 198H146V196H148ZM159 196V198L158 197H156V196ZM2 196V197H1ZM10 196V197H9ZM16 196H17V198H16ZM24 196V197H23ZM29 196V197H28ZM53 196H54V198H53ZM59 196H60V198H59ZM68 196L70 197L69 199H68ZM79 196H81L80 198H78V200H77V197H79ZM89 196V197H88ZM96 196V197H95ZM122 196V197H121ZM125 196V197H124ZM127 196V197H126ZM6 197V198H5ZM25 197H26V199H25ZM31 197V198H30ZM40 197H42V198H40ZM45 197V198H44ZM58 197V198H57ZM66 197V198H65ZM75 199H74V198ZM93 197V198H92ZM118 197V198H117ZM128 197H130V198H128ZM140 197H141V199H140ZM170 197H172V195H170ZM3 198H4V201H3ZM15 198V199H14ZM28 198V199H27ZM34 198V199H33ZM44 198V199H43ZM50 198L52 199V200H50ZM62 198V199H61ZM113 198V199H112ZM120 198V199H119ZM157 198V199H156ZM8 199H9V201H8ZM13 199V200H12ZM23 199V200H22ZM36 199V200H35ZM40 199V201H37V200H39ZM47 199V200H46ZM64 199H66V200H64ZM100 199V200H99ZM111 199H112V201H111ZM119 200V201H117V200ZM122 199H124V200H122ZM127 199H130V201L129 200H127ZM149 199H150V201H149ZM155 200V202H153L154 200ZM158 199H159V201H158ZM169 199H172V198H169ZM7 200V201H6ZM18 200H21V201H18ZM34 200H35V202H34ZM43 200V201H42ZM49 200V201H48ZM56 200H57V202H59V204L58 203H55L56 202ZM60 200V201H59ZM74 200V201H73ZM80 200V201H79ZM102 200H104V201H102ZM125 200H127L126 202H125ZM151 200H152V202H151ZM6 201V202H5ZM25 201V202H24ZM32 201V202H31ZM55 201V202H54ZM77 201V202H76ZM86 201V202H85ZM114 201V202H113ZM2 202V203H1ZM10 202V203H9ZM16 202V203H15ZM40 202V203H39ZM53 202V203H52ZM61 202V203H60ZM62 202H64V203H62ZM72 202H73V204H72ZM80 204H79V203ZM97 202H98V204H97ZM103 202V203H102ZM111 202H112V204L113 205H115L114 207H112V205H111ZM116 202V203H115ZM118 202H120L119 204L121 205V207H122V205H124L123 206V208L122 209H124V211L121 209V207H119L117 204H118ZM128 202L130 203V205L128 204ZM4 203H5V205L8 203L9 204V206H8V204L6 205V207H4L5 205H4ZM18 203V204H17ZM36 205H35V204ZM78 203V204H77ZM86 203V204H85ZM92 203V204H91ZM105 203V204H104ZM107 203H108V205H107ZM110 203V204H109ZM115 203V204H114ZM123 203V204H122ZM133 203V204H132ZM146 203V204H145ZM173 203V202H172ZM21 204V205H20ZM32 204V205H31ZM62 204H63V206H62ZM77 204V206H75ZM84 204V205H83ZM104 204V205H103ZM126 204H128L129 205V207H127L126 206ZM152 204V205H151ZM2 205V206H1ZM15 205V206H14ZM16 205H20L18 208L16 207ZM23 205H25V206H23ZM61 205V206H60ZM91 205V206H90ZM97 205V206H96ZM105 205H107V206H105ZM139 205V207L141 208V209H139V207L137 208V206ZM149 205V206H148ZM151 205V206H150ZM14 206V207H13ZM35 206V207H34ZM81 206V207H80ZM88 206V207H87ZM93 206V207H92ZM111 206V207H110ZM116 206H118V208L116 207ZM126 206V207H125ZM132 206V207H131ZM135 206V207H134ZM20 207H23V208H20ZM32 207V208H31ZM41 207V208H40ZM72 207V208H71ZM107 207V208H106ZM9 210H8V209ZM17 208V209H16ZM21 210H20V209ZM92 208V209H91ZM99 208V209H98ZM105 208V209H104ZM110 208H112V209H110ZM114 208H115V210H114ZM128 209V211H129V213H128V211H127V209ZM132 208V209H131ZM144 208V210H142ZM150 208V209H149ZM152 208V209H151ZM154 208H156V209H154ZM5 209H7V210H5ZM61 209V210H60ZM71 209V210H70ZM94 209H96V210H94ZM107 209H109V211H107ZM129 209H131V210H129ZM136 209V210H135ZM150 211H149V210ZM18 210H20V211H18ZM22 210H24V211H22ZM76 210V211H75ZM118 212H117V211ZM132 210H134L133 212H131ZM142 210V211H141ZM145 210H148V211H145ZM32 211V212H31ZM39 211V212H38ZM48 211V212H47ZM58 211H60V212H58ZM65 211H67L68 212V214H66L67 212H65ZM70 211H71V214H69L70 213ZM81 211H83L84 213H85V211H86V214H84L83 212H81ZM93 211V212H92ZM96 211V212H95ZM99 211V212H98ZM115 213H114V212ZM123 211V212H122ZM125 211H127V212H125ZM136 211H140L141 212V214H142V216H141V214H138L139 212H136ZM53 212V213H52ZM76 212V213H75ZM88 212L90 213V214H88ZM91 212H92V214H91ZM105 212V213H104ZM106 212H108V213H106ZM110 212H111V214H112V216L111 215H109L110 214ZM145 212V213H144ZM4 213V214H3ZM22 213V214H21ZM28 213V214H27ZM40 213V214H39ZM100 213V214H99ZM124 213H125V216H124ZM55 214V215H54ZM63 214V215H62ZM79 214V215H78ZM84 214V215H83ZM98 216H101V217H97V215ZM118 214V215H117ZM131 214H133V215H131ZM138 217H135V215ZM4 215V216H3ZM35 215V216H34ZM54 215V216H53ZM59 217H58V216ZM65 215V216H64ZM104 215V216H103ZM202 215H204V213H201L200 214V216H202ZM206 215V216H205ZM205 217L204 216H202V217H200V222H202V224H203V226H207L208 227V223L210 222V221H208V218H209V216H208V214H206L205 213ZM29 216V217H28ZM46 216V217H45ZM57 216V217H56ZM87 216V217H86ZM94 216V217H93ZM97 218H99V219H97ZM107 216V217H106ZM119 216V217H118ZM132 217V218H128V217ZM139 216H141L142 218H143V220H142V218H139ZM147 216H149V215H147ZM13 217V218H12ZM84 217V218H83ZM113 217V218H112ZM116 217V218H115ZM126 217V218H125ZM204 217V218H203ZM208 217V218H207ZM56 218H57V220H56ZM85 218H87V219H85ZM113 220V224H112V220ZM115 218V219H114ZM117 218H119V219H117ZM125 218V219H124ZM136 218V219H135ZM150 218V217H149ZM21 219V220H20ZM28 219V220H27ZM36 219V220H35ZM83 219V220H82ZM84 219H85V221H84ZM90 219H91V223L89 222L90 221ZM97 219V220H96ZM106 219V220H105ZM140 219V220H139ZM203 219H205V220H203ZM39 220V221H38ZM50 220V221H49ZM58 220H59V222H58ZM64 220H65V222H64ZM78 220V221H77ZM80 220V221H79ZM82 220V221H81ZM102 220V221H101ZM134 220H136L137 221V223H136V221H134ZM202 220V221H201ZM210 220V219H209ZM17 221V222H16ZM52 221V222H51ZM75 221H77V222H75ZM85 223H84V222ZM93 221H95V222H93ZM97 221V222H96ZM116 221V222H115ZM131 221V222H130ZM146 221V222H145ZM6 222V223H5ZM12 222H13V224H12ZM22 222V223H21ZM37 222V223H36ZM44 222V223H43ZM50 222V223H49ZM58 222V223H57ZM115 222V223H114ZM206 222H207V224H206ZM35 223V225L33 226V224ZM49 223V224H48ZM73 223V224H72ZM102 223H104V224H102ZM108 223V224H107ZM129 223V224H128ZM130 223L133 225V223H135L134 225H133V227H131L132 225H130ZM142 223V224H143ZM68 224V225H67ZM70 224H72L71 226H70ZM76 224H77V226H76ZM100 224V225H99ZM111 224H112V226H111ZM128 224V225H127ZM205 224V225H204ZM15 227H14V226ZM22 225V226H21ZM45 225H47V226H45ZM52 225V226H51ZM54 225V226H53ZM82 225V226H81ZM91 225V226H90ZM108 227H107V226ZM117 225V226H116ZM123 225H125V226H123ZM127 225V226H126ZM43 226V227H42ZM70 226V227H69ZM81 226V227H80ZM100 226V227H99ZM111 226V227H110ZM134 226H136L135 227V229H134ZM148 226H146V227H148ZM157 227V229H158V231H157V229H156V232H158L159 233V231H160V227H161V225L160 224H158V225H156ZM26 227V228H25ZM27 227H29V228H27ZM33 227V228H32ZM34 227H36V229L38 230H36ZM47 227V228H46ZM62 227V228H61ZM65 227V228H64ZM72 227V228H71ZM76 227V228H75ZM91 227V228H90ZM95 227V228H94ZM99 227V228H98ZM106 227V228H105ZM129 227V228H128ZM193 227V226H192ZM194 227H197V225H194ZM207 227H205V228H207ZM13 228V229H12ZM18 228V229H17ZM23 228V229H22ZM31 228V229H30ZM39 228V229H38ZM61 228V229H60ZM68 228V229H67ZM71 228V229H70ZM83 228V229H82ZM113 230H112V229ZM124 228V230H122ZM125 228H128V231H126V229ZM133 228V229H132ZM2 229V230H1ZM6 229H7V231H6ZM12 229V230H11ZM34 229V230H33ZM50 229V230H49ZM54 231V233H52V230ZM73 229H77V230H73ZM80 229H82V230H80ZM93 229H94V231H93ZM96 229V230H95ZM104 229V230H103ZM116 229H118V232L119 233H117V230ZM129 229H131L130 231H129ZM188 229V228H187ZM186 229V230H187ZM197 229V228H196ZM23 230V231H22ZM28 230V231H27ZM42 230V231H41ZM56 230V231H55ZM60 230V231H59ZM62 230V231H61ZM66 230V231H65ZM67 230H70V232H71V234H69V233H67ZM78 230H79V232H78ZM90 230V231H89ZM94 232H92V231ZM110 230V231H109ZM134 232H133V231ZM185 230V229H184ZM183 230V231H184ZM44 231V232H43ZM46 231H49V232H46ZM59 231V232H58ZM64 231H65V233H66V235H64ZM74 231H75V234H74ZM86 231V232H85ZM115 231H116V233H115ZM6 232V233H5ZM85 232V233H84ZM89 232H91L90 234H89V236H91V237H89L87 234ZM114 232V233H113ZM149 232V231H148ZM155 232V234H158V233H156ZM185 232V231H184ZM3 233L1 234V232H0V236H1V238H0V248H1V250H3L4 251V249L5 248H10L11 247V245H9L8 246V244H6V243H2V239L4 238V240L6 241V238L4 237V235H3ZM14 233V234H13ZM35 233V235H37V236H35V235H33ZM50 233H52L54 236H58V234H56V233H59V235L60 236H58V240H56L55 242H53V243H55L53 246L51 245V244H48L47 242L49 241V240H47V238H43V235L45 234V235H47V234H50ZM61 233H63V234H61ZM104 234V235H102V234ZM153 233V232H152ZM161 233H162V231H161ZM160 233V234H161ZM18 234H20V235H18ZM41 236H40V235ZM56 234V235H55ZM94 234H95V236H94ZM107 234V235H106ZM109 234H111V235H109ZM119 234V235H118ZM135 234V235H134ZM137 234V235H136ZM154 233L151 235L150 234V232H149V235H147L146 237L148 238V239H146L147 241H149V239H150V241L152 240L153 241V239L155 238L156 239V237H157V239H158V241H159V236H157V235H155ZM69 235H72L71 236V238L73 239V240H75V241H73V242H71V241H69ZM80 235V236H79ZM150 235L151 236H153V238L151 239V237H150ZM184 235V234H183ZM26 236V239L24 238V237ZM32 236V237H31ZM35 236V238H33ZM39 236H40V240H39ZM65 236V237H64ZM77 236H79V238H77ZM88 238H87V237ZM98 236V237H97ZM139 236V237H138ZM175 236H176V234H175ZM175 236L174 237H166V238H163L162 239V242H160V243H162V244H164V245H161L160 244V246H162V250H161V254H162V257H164L165 255H167V254H163L162 252H167V251H171V249H172V246H173V249L172 250H174V254H175V256H178V255H182V254H180L179 252L178 253H176L177 252V250H178V248H175V247H180L181 249L183 248L184 250H185V248L184 247H186V246H189V242H191L192 240H193V237L191 236L190 238L188 237V239H189V241L186 239V242H184V241H180V239H181V235L180 236H177V238L178 237H180V238H178V239H175ZM187 236H189L188 234H187ZM17 237V238H16ZM30 237V238H29ZM74 237V238H73ZM80 237H82V238H80ZM86 237V238H85ZM105 239H104V238ZM109 237H111L112 238V240H111V238H109ZM24 238V239H23ZM41 238H43V239H41ZM60 238H63V239H60ZM67 238V239H66ZM77 239V242H76V239ZM100 238H102V240H100ZM173 238V240L175 241V242H177V243H175L173 240H172V242H171V239ZM192 238V239H191ZM23 241V240H26V241H21V240ZM84 239H85V241H84ZM89 239H92L94 242H95V245L94 246H92V244H89V242H88V240ZM156 239V240H157ZM170 239V240H169ZM29 240H30V242H29ZM33 240V241H32ZM43 240V241H42ZM45 240H46V242H45ZM64 240H66L67 241V243H66V241H64ZM78 240H80V241H78ZM96 240V241H95ZM97 240H99V241H97ZM119 240V242H117ZM181 240H185V238L183 237ZM28 241V242H27ZM32 241V242H31ZM35 241H38L37 243H35ZM69 241V242H68ZM88 242V244H86L87 242ZM107 241H109V242H107ZM138 241V242H137ZM194 241V240H193ZM21 242V243H20ZM26 242V243H25ZM39 242H41V243H39ZM43 242H45V243H43ZM70 242H71V244H70ZM80 242V243H79ZM111 242H113V244L111 243ZM141 242V243H140ZM165 242H169V244H167V243H165ZM170 242L172 243V244H170ZM179 242H182L181 244H179ZM22 243H25V244H23V245H21V247H18V246H20V244H22ZM36 244V246H35V244ZM39 243V245H37ZM60 243V245L62 246V248H61V246L60 245H58V244ZM83 243V244H82ZM96 243H98V244H96ZM145 243L147 244V246H145ZM185 243V244H184ZM192 243V242H191ZM7 245V246H4V245ZM19 244V245H18ZM31 244V245H30ZM42 244V245H41ZM69 244V245H68ZM73 244V245H72ZM82 244V245H81ZM118 244V245H117ZM166 244V245H165ZM3 245V246H2ZM26 245V246H25ZM30 245V246H29ZM45 245V246H44ZM47 245H49V248H47L48 246ZM75 245V246H74ZM78 245H80L79 246V248L77 247L76 248V246H78ZM84 245V246H83ZM86 245V246H85ZM91 245V246H90ZM116 245H117V247H116ZM119 245H121L120 247H119ZM176 245V246H175ZM40 246H41V248H40ZM59 248H58V247ZM65 246V247H64ZM70 246V247H69ZM84 248H83V247ZM143 246V247H142ZM149 246V247H148ZM2 247H5V248H2ZM34 249H36V250H34ZM38 249H37V248ZM43 247V248H42ZM57 247V248H56ZM67 247H68V250H67ZM75 247V248H74ZM81 247V248H80ZM90 247H92L91 248V250H89L90 249ZM98 247V248H97ZM167 247H168V249L169 250H167ZM234 247V246H233ZM27 248V249H26ZM30 248L31 249H33V252H32V250H30ZM47 248V249H46ZM52 248H54V249H52ZM56 248V249H55ZM61 248V249H60ZM69 248H73L72 250L71 249H69ZM83 248V249H82ZM96 248V249H95ZM105 248V249H104ZM108 248V249H107ZM119 248V249H118ZM143 248V249H142ZM165 248H166V250H165ZM179 248V249H180ZM10 249H12L13 250V248H10ZM23 249V250H22ZM42 251V250H44V251H40V250ZM50 249H52V251L50 250ZM58 249V250H57ZM60 249V250H59ZM64 249H66V250H64ZM86 249V250H85ZM97 249H99V250H97ZM116 249H117V252H116ZM124 249V250H123ZM147 249V250H146ZM176 249V250H175ZM231 249H232V247H231ZM0 250V251H1ZM27 250V251H26ZM49 250V251H48ZM71 250V251H70ZM75 250V251H74ZM83 250V251H82ZM103 250H105V251H103ZM111 250V251H110ZM121 250H123V251H121ZM164 250V251H163ZM29 251V252H28ZM40 251V255L38 254V252ZM47 251V252H46ZM56 251V252H55ZM64 251V252H63ZM91 251L92 252H94V254L92 253V255L93 256H91ZM97 251H99V254H98V252ZM121 251V252H120ZM147 251V252H146ZM237 251V250H236ZM44 252V253H43ZM50 252V253H49ZM61 252V253H60ZM64 254H63V253ZM66 252V253H65ZM70 252V255L69 254H67V253H69ZM75 252H79V254L82 256H80L79 254L78 255H74L75 254ZM83 252V253H82ZM85 252V253H84ZM88 252H90V253H88ZM111 252V253H110ZM115 252H116V254H118V255H120V256H118V255H116L115 254ZM119 252H120V254H119ZM136 252V253H135ZM36 253V254H35ZM50 254V257L52 258H49V254ZM52 253H54V254H52ZM56 253V254H55ZM74 253V254H73ZM95 253H96V255H95ZM125 253H126V255H125ZM135 253V254H134ZM138 253V254H137ZM151 253V254H150ZM160 253V252H159ZM28 254H29V256H28ZM31 254V255H30ZM35 254V256H33ZM48 254V255H47ZM67 254V255H66ZM83 254H85V255H83ZM114 254V255H113ZM141 254H143V255H141ZM148 254V255H147ZM150 254V255H149ZM47 255V256H46ZM62 255L64 256V257H62ZM66 255V256H65ZM73 255V256H72ZM86 255H88V257L86 256ZM90 255V256H89ZM94 255H95V257H94ZM98 255L99 256H101V257H99L98 258V260L96 259L97 257H98ZM137 255V256H136ZM38 256V257H37ZM46 256V257H45ZM53 256V257H52ZM55 256V257H54ZM57 256V257H56ZM69 256L70 257H72V259L71 258H69ZM84 256V257H83ZM85 256H86V258H85ZM115 256H118L117 258L115 257ZM131 256L133 257V259H134V261L136 262V263H134L133 262V260L131 259ZM148 256V257H147ZM161 256V255H160ZM33 257V258H32ZM74 257V258H73ZM94 257V258H93ZM105 257H108L107 259L105 258ZM112 257H115V258H112ZM126 257V258H125ZM140 257H142V258H140ZM18 258V259H17ZM20 258V259H19ZM41 260H40V259ZM56 258V259H55ZM67 258H68V260H67ZM89 258H91V259H89ZM93 258V259H92ZM104 258V259H103ZM139 258V259H138ZM145 258H147V259H145ZM17 259V260H16ZM55 259V260H54ZM94 259H96V260H94ZM103 259V260H102ZM113 261H112V260ZM122 259H121V262L123 263V261H122ZM128 261H127V260ZM39 260V261H38ZM62 260L64 261V262H62ZM70 260H71V262H70ZM80 260V261H79ZM91 260V261H90ZM106 260V261H105ZM139 260H141V261H139ZM19 261V262H18ZM68 261V262H67ZM74 261V262H73ZM77 261L79 262V263H77ZM87 261H88V263H87ZM94 261V262H93ZM98 261V262H97ZM100 261H102V263L100 262ZM109 263H108V262ZM145 261V262H144ZM163 261V263H161L160 262V264H164V260H162ZM176 262H177V259H176ZM39 263V264H40ZM90 263V264H91ZM95 263V264H96ZM115 262H113V264H114ZM121 263V264H122ZM166 263V262H165ZM20 264H26V260L25 261H23V262H20ZM83 264H85V263H83ZM116 264V263H115ZM120 264V263H119ZM167 264V263H166Z\"/></svg>","mask_w":264,"mask_h":264},{"label":"trees","instance_id":"trees-1","mask_svg":"<svg viewBox=\"0 0 264 264\" xmlns=\"http://www.w3.org/2000/svg\"><path fill=\"white\" fill-rule=\"evenodd\" d=\"M236 9L238 10V13L240 16L246 17V21H245L246 23H248L250 18L254 19V18L258 17L257 8L254 5H252V10L249 11L244 6L239 5L237 3ZM247 16L250 18H247ZM250 27L251 26L248 27L249 35H250ZM257 78L259 80L260 87H262V78H261L259 73H258ZM260 130L262 131L261 127L257 128L256 133H258V131H260ZM252 140H253V135L249 131L248 136L244 139V141L242 142L241 147L239 149V151H240V164L244 170H247L248 168H250L254 164L253 157L255 155V151L252 148Z\"/></svg>","mask_w":264,"mask_h":264},{"label":"water","instance_id":"water-1","mask_svg":"<svg viewBox=\"0 0 264 264\" xmlns=\"http://www.w3.org/2000/svg\"><path fill=\"white\" fill-rule=\"evenodd\" d=\"M236 1L237 0H235V2H234V8L236 10V14L238 15V17H239V19H240V21L242 23V27H244V19L237 12V9H236ZM248 2L251 3L252 5H254L256 8H258V6L255 4L254 0H248ZM258 10H259V8H258ZM254 21L255 20H253V22ZM244 35H245V37H246V39L248 41V44L250 46L249 57H250V60L252 62L253 68L258 71V73L260 74V76L262 78V87H261V89L259 88V84H258L257 81H256V85H257L258 89L261 90V95H262V99H263V108H264V72H263V69H262V67L260 65V62H259L257 56L255 55L253 40L249 37V30H248V28H245L244 27ZM260 126H261L262 132L264 134V121H263V123L260 124ZM256 128H258L257 125L253 126L252 129H251V132H252L253 137H254L253 139H256L258 137V133H256ZM241 129H243V128H241ZM242 142H243L242 139H240V145L242 144ZM253 148H254V146H253ZM254 150H255V148H254ZM254 160H255V156H254ZM238 163H239L240 168L242 170H244L242 168L241 164H240V151L239 150H238Z\"/></svg>","mask_w":264,"mask_h":264},{"label":"flooded vegetation","instance_id":"flooded-vegetation-1","mask_svg":"<svg viewBox=\"0 0 264 264\" xmlns=\"http://www.w3.org/2000/svg\"><path fill=\"white\" fill-rule=\"evenodd\" d=\"M239 4V5H242V6H244L247 10H249V11H251L252 10V4L251 3H249L248 2V0H237L236 1V4ZM237 12H238V10H237ZM243 17V19H244V27L245 28H248L249 26H250V24H251V21L253 20L252 18H250V17H248L247 16V18H250L249 19V21H248V23H246L245 21H246V17H244V16H242ZM259 128V127H258ZM256 130H257V128H256ZM251 132V131H250ZM252 133V132H251ZM253 135V134H252ZM247 136H248V134H247ZM246 138V137H245ZM244 138V139H245ZM254 138V137H253ZM244 139H242V141H244ZM252 148H253V146H252Z\"/></svg>","mask_w":264,"mask_h":264}]
</instances>
